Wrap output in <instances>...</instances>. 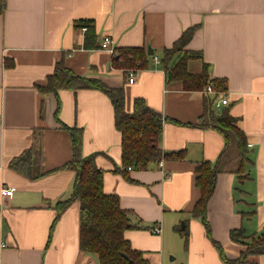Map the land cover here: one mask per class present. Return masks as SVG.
Segmentation results:
<instances>
[{
    "label": "crops",
    "instance_id": "obj_1",
    "mask_svg": "<svg viewBox=\"0 0 264 264\" xmlns=\"http://www.w3.org/2000/svg\"><path fill=\"white\" fill-rule=\"evenodd\" d=\"M83 20H92L97 48L84 46ZM193 25L198 29L187 47L201 51L203 59L192 60L189 68L198 72L205 62L212 79L226 80L229 103L223 109L238 118L250 158L243 180L235 172L218 174L207 208L210 235L192 210L201 196L196 165L216 161L226 146L220 131L196 125L207 98L216 111L214 95L169 81L158 61ZM106 35L116 49L154 51L148 65L136 70L134 83L101 46ZM61 61L79 75L124 87L129 112L142 97L165 118L163 151L184 150L185 156L133 168L128 180L115 169L122 167V133L110 96L91 88L39 91ZM61 122L83 129V155L100 153L104 190L118 194L120 205L132 211L140 228L125 236L145 251L148 264H243L238 259L247 245L234 241L231 231L264 232V0H6L0 13V189L15 190L0 194V264H99L96 254L80 247L78 201L55 221V206L70 197L75 180L74 170L60 168L73 154ZM33 145L41 146L42 169L50 171L37 179L10 165ZM248 260L264 264V253Z\"/></svg>",
    "mask_w": 264,
    "mask_h": 264
},
{
    "label": "trees",
    "instance_id": "obj_2",
    "mask_svg": "<svg viewBox=\"0 0 264 264\" xmlns=\"http://www.w3.org/2000/svg\"><path fill=\"white\" fill-rule=\"evenodd\" d=\"M6 0L0 1V13L3 12ZM82 25L87 26L84 46L97 48V34L92 20H83ZM198 25L185 29L176 39L172 47L163 49L160 62L166 72L169 81H181L187 90L204 91L211 80L217 91H225V79H212L208 64L203 62L202 69L198 72L191 71L189 63L200 59L201 51L189 49L187 46L192 40ZM149 54L142 47H121L114 53L113 63L115 67L129 70H138L148 65ZM77 90L80 88L99 89L106 92L114 105L116 127L122 133V167L115 169L124 173L128 180H132L127 167L146 170L153 162L161 158H182L184 150L163 151L160 141L165 118L156 110L149 107L142 97L134 99L132 112L126 110L124 87H112L105 81L79 75L64 64L58 62L47 83L39 85L42 94L54 93L58 95L60 89ZM206 101L204 114L196 125L203 128H214L220 131L226 140V146L218 159L214 162L202 160L196 165V185L201 191V196L192 210V215L200 218L206 225L210 235V225L207 218L208 202L212 197L217 176L222 171L235 172L243 180L248 173L245 172V162L249 160L247 137L238 124V118L232 115L228 109L220 113L211 110L209 98ZM212 98V102H213ZM58 114V108L56 111ZM71 136L73 154L72 158L60 168H70L75 171L73 191L70 197L58 201L55 208L57 215L55 221L75 201L80 203L79 229L80 247L82 250L96 254L99 264H148L145 251L134 248L125 232L129 229L140 228L133 223L132 211L120 205V197L116 193H107L104 190V170L96 163V157L100 153L83 155V129L77 126H69L61 122ZM11 167L31 179H37L50 171L42 169L41 146L33 145L21 155L10 162ZM241 174V176H240ZM255 210H252L254 212ZM187 235L186 229L180 230ZM231 238L242 244L249 245L238 261L243 264H251L249 255L264 253V232L247 234L244 227L233 229ZM246 240H251L250 242ZM214 241V240H213ZM222 257L228 259L222 246L214 241Z\"/></svg>",
    "mask_w": 264,
    "mask_h": 264
},
{
    "label": "built area",
    "instance_id": "obj_3",
    "mask_svg": "<svg viewBox=\"0 0 264 264\" xmlns=\"http://www.w3.org/2000/svg\"><path fill=\"white\" fill-rule=\"evenodd\" d=\"M84 29H86V27H84ZM101 46L107 50H109L112 54H114L116 52V48L114 46V41L113 38L110 35H106L103 38V41L101 43ZM158 61H160V59L158 58ZM128 76H129V83H134L136 80V71L131 69L128 72ZM204 92L209 93L214 95V99H213V105L214 108L216 109V111H221L224 106H226L229 103V99L227 97V93L225 91H217L214 87V83L210 80L209 83L207 84ZM159 165H163L162 159L158 161ZM128 170H132L133 166L129 165L127 167ZM15 188L14 187H2L0 189V194L2 196H9L12 195L14 192ZM156 231H160L159 229H156Z\"/></svg>",
    "mask_w": 264,
    "mask_h": 264
},
{
    "label": "water",
    "instance_id": "obj_4",
    "mask_svg": "<svg viewBox=\"0 0 264 264\" xmlns=\"http://www.w3.org/2000/svg\"><path fill=\"white\" fill-rule=\"evenodd\" d=\"M154 51L152 50V48H149V54H153Z\"/></svg>",
    "mask_w": 264,
    "mask_h": 264
},
{
    "label": "rangeland",
    "instance_id": "obj_5",
    "mask_svg": "<svg viewBox=\"0 0 264 264\" xmlns=\"http://www.w3.org/2000/svg\"><path fill=\"white\" fill-rule=\"evenodd\" d=\"M246 241L250 242L251 240H246ZM248 246H249V245H247V248H248Z\"/></svg>",
    "mask_w": 264,
    "mask_h": 264
}]
</instances>
